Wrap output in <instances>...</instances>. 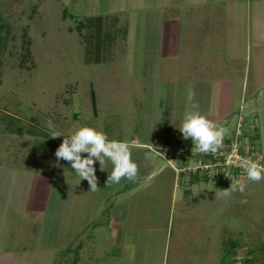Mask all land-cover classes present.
<instances>
[{"label":"rangeland","instance_id":"obj_1","mask_svg":"<svg viewBox=\"0 0 264 264\" xmlns=\"http://www.w3.org/2000/svg\"><path fill=\"white\" fill-rule=\"evenodd\" d=\"M188 4L194 5L192 0H0V264H91L90 258L81 263L80 252L69 246L80 241L74 232L92 218L96 195L103 198L108 192H98V183L95 191L89 185L74 188L73 217L81 216L83 223L66 227L71 186L65 179L73 173L54 155L63 137L80 126L103 131L110 140L131 145L137 139L154 147L146 159L130 149L138 173L152 179L130 197L128 214L160 215L162 220L168 196L180 202V211L170 208L176 221L165 244L166 264H171L178 219L182 230L186 222L208 223L210 238L215 235L209 246L216 247L215 264H264V180L248 181L245 172L249 158L264 156V84L258 100L250 95L244 103L238 91L222 118L216 109L208 113L205 87L210 78L217 79L204 75L199 88L187 90L180 78V49L186 46L188 60L201 55L208 63H223L214 56L223 54L226 44L215 40H221L226 27H200L201 38L192 40L196 14L184 8ZM88 18L95 20L85 28ZM248 20L250 39L264 36V9L249 11ZM250 53L249 77L255 80L253 69L264 73V63L260 67L256 52ZM192 103L229 130L216 153L197 152L178 130ZM52 131L62 137H51ZM228 149L240 154L229 160ZM152 158V171L170 166L179 177L148 171ZM94 167L97 181L103 174L106 181L112 165L106 162L102 171L98 162ZM236 179L244 182L243 191L230 188ZM114 200L104 199L101 215L108 214ZM193 230L188 241L180 235V246L191 245L199 235ZM93 237L89 247L99 239L101 253H113L106 232ZM100 261L113 263L106 256Z\"/></svg>","mask_w":264,"mask_h":264},{"label":"crops","instance_id":"obj_2","mask_svg":"<svg viewBox=\"0 0 264 264\" xmlns=\"http://www.w3.org/2000/svg\"><path fill=\"white\" fill-rule=\"evenodd\" d=\"M192 3H194V5L191 6V4H188L189 6L186 5L184 7H187L190 9V11H193L194 14H196L194 16L195 21L193 25L194 28H197V33L193 32L192 40L201 38L200 27L210 28L212 26H217V24H221L225 25L226 27L225 35L221 36V40L217 41L215 38L212 40H215V42H221L223 39L224 44L226 45L225 50H223V54L216 53L214 56L216 61L220 59V61H223V63H208L207 59L201 55L200 57L202 58L197 56L198 59L193 57V59L191 58V60H188L190 59V53L185 50L186 46H181V40L183 41L181 38L180 46L182 49L180 50L182 51H180V78H182V82L185 83L182 85H185L187 90L192 89L191 91L199 88V85L201 84L199 79L203 78L204 75L217 79L213 80L210 78L209 82L206 84L207 87H205L207 89L206 95L209 102L208 113L209 109H216L217 118H222L223 116L221 115L224 112L223 110L226 108V106L232 109L236 92L240 91L241 99L242 101L244 100V103H246L245 101L250 95H252L250 98L251 100H258L260 97L259 94L262 93L264 73L259 70H255L254 68L253 75L255 78H257L255 80L250 79L248 58L251 54L250 51H253V53L256 52V63L260 67H263L264 36L253 38L252 40L250 39L248 32V18L249 11L264 9V0H196L195 2L192 0ZM225 15L226 17L223 19ZM238 15L240 16L238 17ZM239 26H241V29H239ZM195 30L196 29L193 31ZM185 40H187L186 37ZM196 44L198 46L200 45L199 43ZM204 46H200L202 52L207 48L206 43H204ZM224 51H226V53H224ZM228 58L230 60H228ZM210 68L211 71H208ZM183 72H185L186 75L183 74ZM193 76L194 79H192ZM184 77H187L186 81L185 79L183 80ZM188 80H191L193 83H190ZM255 82L259 86H252ZM249 91L251 93L248 95ZM255 93H257L256 96L254 95ZM230 113H232V111H230ZM131 141L132 144L129 145L130 149H137L136 151L133 150L134 155L141 154L146 159L148 156H150L151 152L155 150L153 146L138 142L137 139H132ZM162 157L163 158L161 160L167 162V158H165V156ZM149 165H151V167L148 171L154 170L153 158L149 161ZM156 169V171L152 172L164 173L165 171H170L172 178L178 176V170L176 171V169L170 166L165 167V165H159ZM71 173H73V169ZM108 175L109 174H107V176ZM137 175L138 177H135L132 180L123 179V181L121 180L118 184L110 183L107 180L105 181L104 174L102 176H98V192L103 190L102 195H104L105 192L108 193H106L103 198L98 196V194L96 195L94 198L95 204L92 208L93 210H91L93 211V216L87 220L88 225L84 224L83 227L80 226L78 231L74 232V236L80 237V241L72 240V243L69 246L76 247V251L80 252L79 261L81 263L84 262V258H87L88 260L90 258L89 263L91 264H103L100 260H104V257L106 256L107 259H110V261L111 259L113 260L112 264H166V261L168 260V250L167 247H165V244L168 243L167 240L169 236L168 233L170 230V225L173 227L176 221L174 214L171 213L170 208L174 205L180 211V202L178 204H174L175 201H173V198L170 194V196H168L170 201L167 199V203L165 204V211H167V213H163L164 216L162 220H159L160 215L157 217H154V215L147 217V213L144 215L128 214L129 201L133 200L130 197H134V195L142 187H147L144 186L147 183L146 180L151 181L152 179V176L147 177V174L144 173V175H142L139 174L138 171ZM77 177L78 175L73 173L71 177L67 175L65 179L66 185L71 186L68 192V197L66 196V206H68L65 209L66 227H69L71 224L72 226L74 224L76 227V223L80 222V220L82 221L81 216L80 218L73 217L72 194L75 191L74 188H85L87 187L88 183L86 180H84L80 181V184L77 185L79 183ZM109 187L110 189L106 190V188ZM111 196L115 197V200L112 201L108 214L106 216L101 215L100 212L102 210L104 199ZM70 202L71 207H69ZM99 206L101 207L100 209ZM209 220L210 219L207 221ZM181 224L180 219H178V223H176L177 230L175 229L178 235H176L174 239L175 245L173 244L171 264H211V261L208 263V258L211 257H213L212 264H215L216 247H209L211 245V240L214 241L213 239L215 235L210 238V229L208 228V223H203L204 225L202 223H197L194 225L193 222H186V225L183 223L182 226L184 231L180 228ZM90 228L91 231H89ZM193 228L199 235H196V238L191 240V245L189 244V246H180V240L184 239V237L188 235V231L193 230ZM103 232H106L111 239L113 244L112 254H109L108 252L107 255H103L101 253V244L99 239H96V247H89L91 242L95 240L93 236L103 234ZM153 234L155 235V238ZM163 240L164 247L162 242ZM185 240L188 241L187 236ZM201 258H205V260L199 261ZM109 263L111 264V262Z\"/></svg>","mask_w":264,"mask_h":264},{"label":"clouds","instance_id":"obj_3","mask_svg":"<svg viewBox=\"0 0 264 264\" xmlns=\"http://www.w3.org/2000/svg\"><path fill=\"white\" fill-rule=\"evenodd\" d=\"M49 129L55 126L51 119L47 121ZM185 140L191 139L195 150L201 153H216L223 143L228 129L207 119L199 112V105L192 103L190 110L183 114L181 125L178 128ZM51 137H62L59 131H52ZM57 161L68 162L73 173L79 176L80 180H86L90 189H97L96 168L98 162L100 170L107 163L112 165L107 181L118 184L122 178L132 180L136 177L138 166L132 159L129 144L122 140H110L107 134L90 126H80L69 136L63 137L62 142L54 153ZM256 160L248 159L245 169L248 181L260 182L264 180V164ZM232 190H244V182L236 179L231 183ZM227 191V190H225Z\"/></svg>","mask_w":264,"mask_h":264},{"label":"trees","instance_id":"obj_4","mask_svg":"<svg viewBox=\"0 0 264 264\" xmlns=\"http://www.w3.org/2000/svg\"><path fill=\"white\" fill-rule=\"evenodd\" d=\"M93 20H95V19H93V18H88L87 19V22H86V25H85V28H90V23H92V21ZM1 28V27H0ZM1 44H2V39L0 38V47H1ZM90 46H91V43H90ZM90 58L89 57H87V60H89ZM90 60H92V59H90ZM89 60V64L90 63H92V61H90ZM5 114V117L4 118H6V119H8V120H17V118L16 117H14V116H11V115H7L6 113H4ZM31 134L32 135H34L35 133H33V131H31ZM52 140H55V139H52ZM57 141V139L55 140V142ZM207 179V178H206Z\"/></svg>","mask_w":264,"mask_h":264},{"label":"built area","instance_id":"obj_5","mask_svg":"<svg viewBox=\"0 0 264 264\" xmlns=\"http://www.w3.org/2000/svg\"><path fill=\"white\" fill-rule=\"evenodd\" d=\"M228 151H229V153H228ZM233 152H234V154H233ZM224 153H226V154L228 153L227 156L229 157V160H232L233 159V156L234 157H237L240 154L239 149H232L231 152H230V149H228ZM237 168H242V167L240 166V167H237Z\"/></svg>","mask_w":264,"mask_h":264},{"label":"bare ground","instance_id":"obj_6","mask_svg":"<svg viewBox=\"0 0 264 264\" xmlns=\"http://www.w3.org/2000/svg\"><path fill=\"white\" fill-rule=\"evenodd\" d=\"M40 196L42 197V194H40ZM39 198V197H38Z\"/></svg>","mask_w":264,"mask_h":264}]
</instances>
